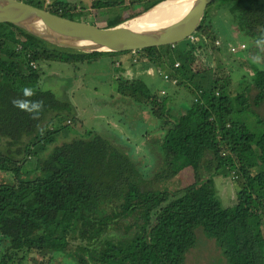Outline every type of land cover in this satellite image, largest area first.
I'll list each match as a JSON object with an SVG mask.
<instances>
[{
    "label": "trees",
    "instance_id": "1",
    "mask_svg": "<svg viewBox=\"0 0 264 264\" xmlns=\"http://www.w3.org/2000/svg\"><path fill=\"white\" fill-rule=\"evenodd\" d=\"M23 1L74 19L83 13L70 4ZM160 1L130 0L133 12L106 25L121 24ZM93 6L114 9L118 0H95ZM212 10L232 14L249 37L264 32V0H214L192 37L136 51L63 48L0 23V141L6 143L0 171L9 178L0 183V264H62L60 255L70 254L74 264H264V172L259 180L252 172L264 169V130L254 131L243 118L252 111L264 124V69L255 68L256 84L229 90L217 71L222 65L215 55L222 47ZM126 52L168 65L177 85L197 96L177 115L166 96L139 79H119L122 97L145 101L162 130L151 176L118 135L82 128L58 140L69 125L62 118L71 102L39 85L49 61L76 65ZM204 58L210 59L206 67ZM25 86L44 103L39 119L12 104ZM31 158L34 167L27 164ZM219 175L235 186L232 207L223 206ZM201 238L216 256L206 258Z\"/></svg>",
    "mask_w": 264,
    "mask_h": 264
},
{
    "label": "rangeland",
    "instance_id": "2",
    "mask_svg": "<svg viewBox=\"0 0 264 264\" xmlns=\"http://www.w3.org/2000/svg\"><path fill=\"white\" fill-rule=\"evenodd\" d=\"M123 1V4L118 5V9L114 8L109 14L97 9L95 12L88 13L85 11L73 15L78 20L96 24L105 23L106 25L108 21V23H114L115 20L120 17L125 18L128 13L134 10L130 6V0ZM45 5L46 7L53 6ZM211 14L215 22L214 31L219 37L222 47V51L217 52L215 55L217 61L221 62L220 66L222 65L221 68H217L222 81L228 83V88L233 93L250 83L256 84L255 68L264 69V63L255 64L252 62L253 56L257 55L256 50L251 51L255 48L256 39L249 37L241 30L232 14L226 11L217 13L213 10ZM243 45L246 48H243ZM232 48L236 50L232 51ZM204 59L207 60L202 61L204 67H206L210 59ZM198 60H202V58L199 57ZM114 69L121 70V67H116L112 62V57L106 55L76 65L63 61H49L47 64L42 65V79L39 85L43 89H50L55 92L59 99L71 102L70 108L64 111V118H62L69 125L65 131L61 132L58 140L68 139L81 132L82 128L94 129L109 137L118 135L119 139L122 140V142L119 141L120 143L127 144L129 148H135L136 152L139 153L135 154V160L137 162L141 161L138 165H140L145 176H151L152 169L157 167L160 156L155 145L157 143L155 136L160 133V126L157 125L156 119H141L140 108L137 109L133 105L129 107V114L127 115H122L116 110L114 100L117 101V97L120 96L121 84L115 75L111 73V70ZM149 84L156 88L152 89L156 94L168 98L172 110L177 108V112L173 110L177 115H181L188 110L187 108L191 106L193 99L197 97L193 92L185 89L184 86H179V91L174 93L175 85L171 81L163 80L162 75L160 80L155 77L150 78ZM183 105L184 107H182ZM262 115H264V109ZM258 117L259 115L252 111L243 114V118L247 120V124L254 131L262 132L264 124L259 123ZM70 119L72 122L69 121ZM146 132L151 135V139L147 141L148 145H143V134ZM5 148L6 143L1 140L0 150H5ZM27 164L34 167L36 160L31 158ZM252 172L253 176L259 180L264 169L254 167ZM7 176L0 171V183H7L9 181ZM215 181L223 206L232 207L236 202V192L231 178L219 175L215 177ZM201 240L202 251L206 258L216 256L217 252L213 245L204 238H201ZM0 247L2 248V246ZM59 261L62 264H74L71 254L66 257L60 255ZM198 263L199 261L196 264Z\"/></svg>",
    "mask_w": 264,
    "mask_h": 264
},
{
    "label": "water",
    "instance_id": "3",
    "mask_svg": "<svg viewBox=\"0 0 264 264\" xmlns=\"http://www.w3.org/2000/svg\"><path fill=\"white\" fill-rule=\"evenodd\" d=\"M162 0L125 22L108 26L57 14L23 0H0V23H12L54 45L83 52H124L149 47L178 44L192 37L201 27L209 5L214 0H195L179 17L146 25L133 21L170 2Z\"/></svg>",
    "mask_w": 264,
    "mask_h": 264
},
{
    "label": "crops",
    "instance_id": "4",
    "mask_svg": "<svg viewBox=\"0 0 264 264\" xmlns=\"http://www.w3.org/2000/svg\"><path fill=\"white\" fill-rule=\"evenodd\" d=\"M94 1L95 0H68V1H66V0L65 1H62V0L52 1L51 0L50 2H48V0H47L46 3L49 5H54V4H58V3H63L65 5L70 4V5L76 6L78 11H81V12L86 11V12L90 13V12H95L97 10V8H95L93 6ZM118 7L119 6H117L115 9H118ZM101 10L104 11L105 14H109L114 9H101ZM103 24H105V23H103ZM251 51H255L256 54H258V49L254 48ZM106 56H110V55H106ZM101 57H103V56H101ZM111 57H112V62L115 64V66L121 67V70H116V69L111 70V73H113V75H115V77L118 80L124 79V78L125 79H139L141 81V83L146 88L154 90L156 88L152 87L151 86L152 84H149V79L152 77H155L158 80H160L161 75H162L163 80L171 81L175 85V88L173 90L174 93L179 91V88H178L179 86L177 85V81H176V80L179 81V79L177 77L173 78L170 75V72H172V70L168 68V65L164 64V65L160 66L156 62H154L148 58H145V57L143 58L135 52H131V53L126 52V53H123V54H120L117 56H111ZM165 74H169L170 77L168 79H166ZM174 79H176V80H174ZM163 89H166V88H163ZM119 95L120 96H119V98L117 97V101L114 100V106L116 107V110L119 113H121L122 115L129 114L128 109H129V107H131L133 105L137 109L140 108L139 114L141 116L140 117L141 119H143V120L156 119L150 115L149 106L145 103V101L143 99H142V101H144V103H141V104L135 103V102L132 103L127 98L125 99L124 97H122L121 93ZM182 107H184V105ZM173 110H175L177 112V108H174ZM173 110H172V112L174 114H176ZM156 122H157V125L159 126V121L157 119H156ZM160 130H161V128H160ZM161 132H162V130L160 131V133ZM150 136L151 135H149L147 132L145 134H143V138H144L143 145H148L146 143V141H149Z\"/></svg>",
    "mask_w": 264,
    "mask_h": 264
},
{
    "label": "clouds",
    "instance_id": "5",
    "mask_svg": "<svg viewBox=\"0 0 264 264\" xmlns=\"http://www.w3.org/2000/svg\"><path fill=\"white\" fill-rule=\"evenodd\" d=\"M193 4L195 0H192ZM255 49H258V54L253 56L252 62L255 64L264 63V32L259 34L255 40ZM36 95V90L33 87L25 86L22 89L21 97L12 100L15 108L28 113L33 119H39L44 108L42 100H34L32 97ZM37 131L43 134L44 129L37 125Z\"/></svg>",
    "mask_w": 264,
    "mask_h": 264
},
{
    "label": "bare ground",
    "instance_id": "6",
    "mask_svg": "<svg viewBox=\"0 0 264 264\" xmlns=\"http://www.w3.org/2000/svg\"><path fill=\"white\" fill-rule=\"evenodd\" d=\"M169 4L171 5L161 11L158 8L145 16L138 17L133 21V24L140 26L171 21L179 17L183 12H185L192 4V1H184L181 3L170 2Z\"/></svg>",
    "mask_w": 264,
    "mask_h": 264
},
{
    "label": "built area",
    "instance_id": "7",
    "mask_svg": "<svg viewBox=\"0 0 264 264\" xmlns=\"http://www.w3.org/2000/svg\"><path fill=\"white\" fill-rule=\"evenodd\" d=\"M48 2H50L49 0H48ZM123 0H118V5H121V4H123ZM217 44H219L220 43V41L218 40L217 42H216ZM174 46V45H173ZM243 48H245V46L243 45L242 46ZM233 50H236L235 48H232ZM33 65H34V67H36V64L35 63H32ZM177 65H179V63L177 62ZM165 78L166 79H168L169 78V74H165ZM175 82V81H174Z\"/></svg>",
    "mask_w": 264,
    "mask_h": 264
}]
</instances>
